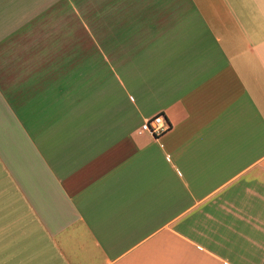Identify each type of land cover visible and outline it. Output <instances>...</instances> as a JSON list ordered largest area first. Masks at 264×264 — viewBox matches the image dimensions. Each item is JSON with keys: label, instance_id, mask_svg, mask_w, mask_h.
<instances>
[{"label": "crops", "instance_id": "crops-1", "mask_svg": "<svg viewBox=\"0 0 264 264\" xmlns=\"http://www.w3.org/2000/svg\"><path fill=\"white\" fill-rule=\"evenodd\" d=\"M0 264H264V0H0Z\"/></svg>", "mask_w": 264, "mask_h": 264}, {"label": "built area", "instance_id": "built-area-1", "mask_svg": "<svg viewBox=\"0 0 264 264\" xmlns=\"http://www.w3.org/2000/svg\"><path fill=\"white\" fill-rule=\"evenodd\" d=\"M169 129V124L167 123L165 117L161 114H157L151 118L146 119L141 130L147 132L153 137L159 136Z\"/></svg>", "mask_w": 264, "mask_h": 264}, {"label": "rangeland", "instance_id": "rangeland-1", "mask_svg": "<svg viewBox=\"0 0 264 264\" xmlns=\"http://www.w3.org/2000/svg\"><path fill=\"white\" fill-rule=\"evenodd\" d=\"M57 10H56V13L58 14V13H63L61 10H62V8L63 7H61V6H58L57 5ZM78 13V9H76L74 6H73V8H72V15L74 16V14H77Z\"/></svg>", "mask_w": 264, "mask_h": 264}]
</instances>
